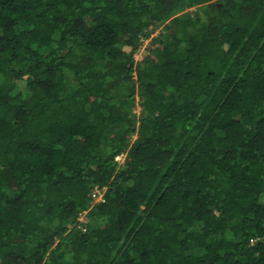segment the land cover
I'll list each match as a JSON object with an SVG mask.
<instances>
[{"label":"trees","instance_id":"1","mask_svg":"<svg viewBox=\"0 0 264 264\" xmlns=\"http://www.w3.org/2000/svg\"><path fill=\"white\" fill-rule=\"evenodd\" d=\"M0 264H264V0H0Z\"/></svg>","mask_w":264,"mask_h":264},{"label":"rangeland","instance_id":"2","mask_svg":"<svg viewBox=\"0 0 264 264\" xmlns=\"http://www.w3.org/2000/svg\"><path fill=\"white\" fill-rule=\"evenodd\" d=\"M159 32H160V30L155 31L154 34H152L149 38H146V41L144 42L142 47L140 45L138 51L134 54L135 60H137V62L141 61V59H144L147 55L150 54V48L153 47V45L150 44L151 38H153V35L156 36L157 34H159ZM139 110H140V108L136 109L137 112H139ZM106 189L107 188L104 187L103 189L98 190V195H97L96 201H102L103 200L104 193H105Z\"/></svg>","mask_w":264,"mask_h":264},{"label":"built area","instance_id":"3","mask_svg":"<svg viewBox=\"0 0 264 264\" xmlns=\"http://www.w3.org/2000/svg\"><path fill=\"white\" fill-rule=\"evenodd\" d=\"M123 158H124L123 155H119V156L116 157L117 160H121V159H123ZM80 220H83L84 222H86V220L84 219L83 216L80 218ZM84 229H85V228H84Z\"/></svg>","mask_w":264,"mask_h":264},{"label":"crops","instance_id":"4","mask_svg":"<svg viewBox=\"0 0 264 264\" xmlns=\"http://www.w3.org/2000/svg\"><path fill=\"white\" fill-rule=\"evenodd\" d=\"M96 197H97V196H96ZM82 216H83V215H81L80 218H81ZM80 218H79V219H80Z\"/></svg>","mask_w":264,"mask_h":264},{"label":"clouds","instance_id":"5","mask_svg":"<svg viewBox=\"0 0 264 264\" xmlns=\"http://www.w3.org/2000/svg\"><path fill=\"white\" fill-rule=\"evenodd\" d=\"M124 155V154H123Z\"/></svg>","mask_w":264,"mask_h":264}]
</instances>
